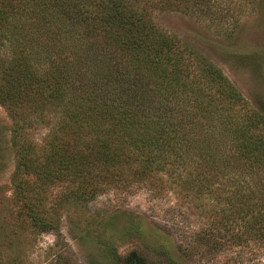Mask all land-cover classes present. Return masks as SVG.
<instances>
[{
    "label": "trees",
    "instance_id": "16d2710c",
    "mask_svg": "<svg viewBox=\"0 0 264 264\" xmlns=\"http://www.w3.org/2000/svg\"><path fill=\"white\" fill-rule=\"evenodd\" d=\"M130 4L0 0V52L10 50L0 58V103L19 123L60 117L59 141L40 167L26 153L19 171L44 185L81 182L76 194L93 200L115 183L103 169L136 167L142 176L197 158L240 185L229 198L233 225L216 232L239 246L264 243V119L215 65L185 64L171 39ZM26 205L35 227L57 230ZM199 237L203 247L224 239Z\"/></svg>",
    "mask_w": 264,
    "mask_h": 264
},
{
    "label": "rangeland",
    "instance_id": "374dc122",
    "mask_svg": "<svg viewBox=\"0 0 264 264\" xmlns=\"http://www.w3.org/2000/svg\"><path fill=\"white\" fill-rule=\"evenodd\" d=\"M129 2L171 39L185 64L215 65L264 119L262 0ZM9 56V47L1 50L0 58ZM14 119L0 103V264H127L136 257L145 264H264V243L235 245L222 230L233 225L229 198L240 186L233 173L197 158L142 176L136 167L103 169L115 183L88 200L76 194L81 182L44 185L18 169L26 153L40 167L51 141H59L58 113ZM28 203L57 230L35 227ZM204 234L224 239L203 247Z\"/></svg>",
    "mask_w": 264,
    "mask_h": 264
}]
</instances>
